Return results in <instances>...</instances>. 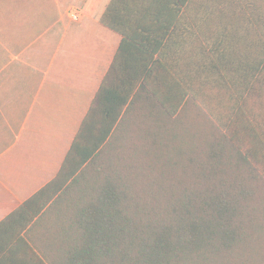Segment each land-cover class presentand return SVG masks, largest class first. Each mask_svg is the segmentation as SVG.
Instances as JSON below:
<instances>
[{
    "label": "trees",
    "instance_id": "obj_1",
    "mask_svg": "<svg viewBox=\"0 0 264 264\" xmlns=\"http://www.w3.org/2000/svg\"><path fill=\"white\" fill-rule=\"evenodd\" d=\"M121 35L0 264H264V0H88Z\"/></svg>",
    "mask_w": 264,
    "mask_h": 264
},
{
    "label": "crops",
    "instance_id": "obj_2",
    "mask_svg": "<svg viewBox=\"0 0 264 264\" xmlns=\"http://www.w3.org/2000/svg\"><path fill=\"white\" fill-rule=\"evenodd\" d=\"M87 1L0 0V222L58 173L121 41Z\"/></svg>",
    "mask_w": 264,
    "mask_h": 264
},
{
    "label": "built area",
    "instance_id": "obj_3",
    "mask_svg": "<svg viewBox=\"0 0 264 264\" xmlns=\"http://www.w3.org/2000/svg\"><path fill=\"white\" fill-rule=\"evenodd\" d=\"M69 14L72 17L77 18L80 15V10H78V9H70L69 10Z\"/></svg>",
    "mask_w": 264,
    "mask_h": 264
}]
</instances>
